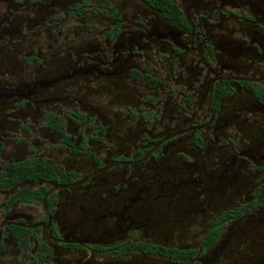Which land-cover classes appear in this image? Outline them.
<instances>
[{
	"label": "flooded vegetation",
	"instance_id": "obj_1",
	"mask_svg": "<svg viewBox=\"0 0 264 264\" xmlns=\"http://www.w3.org/2000/svg\"><path fill=\"white\" fill-rule=\"evenodd\" d=\"M0 264H264V0H0Z\"/></svg>",
	"mask_w": 264,
	"mask_h": 264
}]
</instances>
